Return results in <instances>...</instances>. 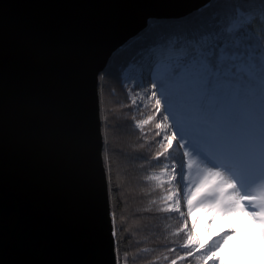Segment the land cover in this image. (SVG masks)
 <instances>
[{
    "label": "water",
    "instance_id": "95a60500",
    "mask_svg": "<svg viewBox=\"0 0 264 264\" xmlns=\"http://www.w3.org/2000/svg\"><path fill=\"white\" fill-rule=\"evenodd\" d=\"M192 1L0 0V264H116L98 74Z\"/></svg>",
    "mask_w": 264,
    "mask_h": 264
},
{
    "label": "snow or ice",
    "instance_id": "6c2138e0",
    "mask_svg": "<svg viewBox=\"0 0 264 264\" xmlns=\"http://www.w3.org/2000/svg\"><path fill=\"white\" fill-rule=\"evenodd\" d=\"M105 75H113L111 68ZM114 78L130 91L149 93L156 112L162 111L156 129L170 132L163 135L156 158L171 162L150 179L160 186L172 185L178 176L187 182V217L206 210L213 218L244 214L251 222L243 250L229 247L232 241L241 243L236 227L202 252L187 231L180 246L186 251L171 264L196 253L201 264L208 259L212 264H264V0H217L211 11L156 34ZM137 97L145 98L135 92L132 105ZM151 120H139L135 127L142 130ZM172 141L182 150V163L171 156ZM164 201V212L183 218L177 231L187 230L178 191H169Z\"/></svg>",
    "mask_w": 264,
    "mask_h": 264
},
{
    "label": "trees",
    "instance_id": "16d2710c",
    "mask_svg": "<svg viewBox=\"0 0 264 264\" xmlns=\"http://www.w3.org/2000/svg\"><path fill=\"white\" fill-rule=\"evenodd\" d=\"M208 4L209 0L205 5L181 15L148 17L145 25L117 49L108 67L98 75L102 162L107 180L116 264H171V259L186 251L180 247L186 239V231H177L182 224L179 214L162 210L164 197L172 190V185L160 186L150 179L160 172L163 163L170 161L164 157L156 158L162 141L161 134L157 135L156 122L148 123L142 130L135 127L139 121L136 118L139 116L136 110L138 103L131 104L128 90L114 77L156 34L178 29L211 11L217 6V0H212L211 6L205 7ZM189 13L192 15H187ZM109 68L112 76L105 75ZM101 76L104 78L101 79ZM106 78L114 85L106 87L103 82ZM141 110L147 109L144 107ZM172 143L174 148L169 151L173 158H177L176 142ZM198 255L196 253L178 261V264H201ZM203 264H212V261L205 260Z\"/></svg>",
    "mask_w": 264,
    "mask_h": 264
},
{
    "label": "rangeland",
    "instance_id": "374dc122",
    "mask_svg": "<svg viewBox=\"0 0 264 264\" xmlns=\"http://www.w3.org/2000/svg\"><path fill=\"white\" fill-rule=\"evenodd\" d=\"M117 52V50H115V52L114 53H116ZM114 53L112 54V56L114 55ZM111 56V57H112ZM110 57V58H111ZM110 60V59H109ZM109 60H108V62H107V65H106V67L101 71V72H103L107 67H108V65L110 64L109 63ZM118 63V62H117ZM123 68H120V70L119 71H121ZM100 72V73H101ZM99 73V74H100ZM98 74V75H99ZM119 79V78H118ZM118 81V80H117ZM104 82V85L106 86V87H111L112 85H114L113 83H112V81H110V80H108V78H106V80H104L103 81ZM119 82L121 83V85L123 86V87H125V89L126 90H128V92H129V96L131 97V99H132V95L135 93V92H139L140 94H141V96H143V97H145L144 99H140V97H137V103H138V107L136 108V110H137V112L139 113V116H137L136 118H137V121L138 120H143V119H147L149 116H152L153 117V120H151L150 122H149V124H151L152 122H156V124L157 123H162L163 122V119H162V111L160 112V113H158V112H156V110H155V108H154V101H152L151 99H150V97H149V93H147L146 91H144V90H141V89H139V88H136V89H134V90H131L130 91V89H129V86L128 85H126V84H123L122 83V81H121V79H119ZM145 83H147V81H145ZM116 87V86H115ZM120 89V88H119ZM99 97V96H98ZM140 106V107H139ZM144 107H146V109L147 110H145V111H143L142 112V108H144ZM99 116H100V114H99ZM160 132H161V140H162V137H163V135L167 132V130H159ZM167 134L170 136V132H167ZM173 142H175V141H173ZM177 150H178V153H179V156H177V158L175 157V159L177 160V162L178 163H182L183 162V157H182V150H179L178 148H177ZM177 155V154H176ZM169 163H170V161H169ZM181 171H183L182 169H181ZM187 182H185V181H183L182 179H181V177H177V181L176 182H174L173 184H172V189H176L177 191H178V193H179V195H180V197H181V205H182V211H184L185 212V217L188 219V225H189V227H188V229L187 230H185L186 232L187 231H192V234H193V239L194 240H198L199 241V244H200V246H201V252L203 251V247L204 246H208V245H211V244H213L214 243V241L216 240V238H215V234H206V235H204L203 237L202 236H195L194 235V231L195 230H197V229H199L200 227L202 228V227H204V224H206V217H204V216H202L201 215V212L202 211H205V210H196V211H194L193 213H192V216L191 217H187V213H186V208L184 207V205H183V187H184V185L186 184ZM110 206V205H109ZM178 214V213H177ZM207 214V217H210V216H213V214L212 213H206ZM179 219L182 221V223H183V218L182 217H180V215H179ZM111 222H112V220H111ZM195 225V228L193 229L192 228V225ZM224 226H233V222L232 221H227V222H225L224 223ZM112 227H113V224H112ZM247 243L245 242V241H241V243L239 244V245H237L236 244V242L235 241H232V242H230V244H229V247H239L241 250H243V247L246 245ZM200 254V253H199ZM207 261H211V259H208Z\"/></svg>",
    "mask_w": 264,
    "mask_h": 264
},
{
    "label": "bare ground",
    "instance_id": "6f19581e",
    "mask_svg": "<svg viewBox=\"0 0 264 264\" xmlns=\"http://www.w3.org/2000/svg\"><path fill=\"white\" fill-rule=\"evenodd\" d=\"M205 1L206 0H194L188 3L176 4L172 7H169V10L178 11V10H183L184 8H188L190 6H194L193 8H196L200 4H201L200 6L205 5L206 4ZM127 31L128 30H126L125 32ZM206 213H208L206 210L201 212V215L206 217V220H205L206 224H204V227L202 228L200 227L199 229L194 231V235L196 237L199 235L203 237L204 235L210 233V234H215V238L217 240L219 239L221 235L226 233L230 228L236 227L240 234L238 239L240 241H245L247 243V233L251 227V222L248 219V217H246L244 214H239L238 216L234 218H225L219 215L213 218V216L207 217ZM227 221H232L233 226H224V223ZM115 258H116V255H115Z\"/></svg>",
    "mask_w": 264,
    "mask_h": 264
}]
</instances>
